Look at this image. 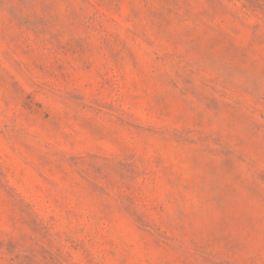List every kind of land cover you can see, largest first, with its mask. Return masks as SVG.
Instances as JSON below:
<instances>
[{
    "label": "rangeland",
    "instance_id": "374dc122",
    "mask_svg": "<svg viewBox=\"0 0 264 264\" xmlns=\"http://www.w3.org/2000/svg\"><path fill=\"white\" fill-rule=\"evenodd\" d=\"M0 264H264V0H0Z\"/></svg>",
    "mask_w": 264,
    "mask_h": 264
}]
</instances>
